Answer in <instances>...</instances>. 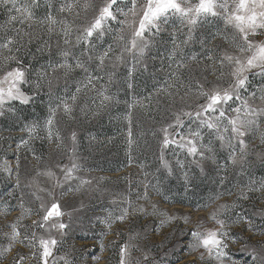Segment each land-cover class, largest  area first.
Returning <instances> with one entry per match:
<instances>
[{
    "label": "rangeland",
    "instance_id": "obj_1",
    "mask_svg": "<svg viewBox=\"0 0 264 264\" xmlns=\"http://www.w3.org/2000/svg\"><path fill=\"white\" fill-rule=\"evenodd\" d=\"M24 2L31 0H17L18 6ZM104 2L38 0L31 9L33 19L24 24L10 21L16 13L0 6V79L21 68L28 81L21 90L30 97L28 103L7 99L0 106V264H43L40 237L57 241L48 264H264V115L252 117L256 123L242 137L243 160L236 140L235 153L221 147L215 134L200 123L206 117L194 115L205 103L198 85L205 90L228 85L229 68L222 69L220 60L225 53L240 55L238 34L222 18L209 17L173 57L176 44L188 39V27L178 17H170L159 32L145 33L149 45L143 57L125 53L123 62L116 63L135 26L120 21L135 20L138 25L146 0H136L135 16L129 12L131 0H117L113 5L117 20L107 22L103 37L94 34L89 44L77 43ZM69 4L71 11L60 10ZM117 8L121 11L116 12ZM49 17L56 23H50ZM65 26L71 29L67 45ZM9 38L14 41L11 51L2 47ZM250 39L264 41V35ZM110 46L112 59L97 67L95 57ZM65 49L72 53L69 63L74 66L79 59L88 74L100 79L84 87L82 69L73 68L65 75L66 69L57 67ZM177 64L184 66L177 68ZM44 73L47 76L41 79ZM248 76L241 97L264 109V100L259 99L264 75ZM101 93L114 100L101 106ZM62 101L72 107L71 117L59 108L49 138L45 122L50 109ZM229 104L238 107L240 101ZM227 114L235 115L230 108ZM177 116L183 126L168 128L176 124ZM33 125L37 127L29 133ZM164 128L175 141L167 147L162 143ZM198 128L202 144H210L213 153L201 150L206 156L214 155L215 162L189 155L179 146L184 143L180 135ZM230 154L236 155L235 165ZM74 163L76 178L65 181V172ZM54 200L63 213L54 221L66 227L36 226L33 222L41 221ZM125 210V219H117ZM217 220L225 222L228 233L224 238L227 255L220 260L202 246L194 247L197 242L192 235L218 229ZM12 224L21 236L6 251Z\"/></svg>",
    "mask_w": 264,
    "mask_h": 264
},
{
    "label": "snow or ice",
    "instance_id": "obj_2",
    "mask_svg": "<svg viewBox=\"0 0 264 264\" xmlns=\"http://www.w3.org/2000/svg\"><path fill=\"white\" fill-rule=\"evenodd\" d=\"M38 0H31V3L24 2L19 4L17 0H0V6L8 8L10 11H14L16 14L9 17L10 21H19V23L24 24L25 22L33 19V13L31 9L36 6ZM117 4V0H105V2L99 7L97 15L94 17L93 22H91L83 31V35L77 37V43L84 42L89 44L90 38L94 34H97L98 38L103 37L105 27L107 22L117 20V16L114 14L113 5ZM73 5L69 4L67 9L62 7L60 10L71 11ZM116 12L121 11L119 8L115 9ZM129 12L133 16L136 15V0H131V7ZM78 14V13H77ZM125 17L128 13H123ZM170 17H178L181 24L188 27V39L177 43L173 49L171 55L174 57L177 50H182L181 45H186L188 40L192 38V32L195 28L202 23L205 19L209 17H220L223 19L226 26H230L238 34L240 43L237 44V51L240 55H233L225 53L220 60L221 68L228 66L230 76V81L226 87L220 85H214L210 90H205L203 85H198V91L201 96L204 97L205 103L199 105L200 110L195 112V117L200 119L201 117H206L200 119V123L207 128L210 132L215 134V139L220 141L221 147H227L232 149L235 153V145L233 140L241 146L240 159H245L243 155V148L246 147L244 137L249 129V127L256 123L252 117H258L264 115V109H258L249 104L248 99H243L241 97V91L247 86L249 80V73L256 72L257 74L264 75V41H257L250 39V37H255L257 35H264V0H197V2H192V0H146V3L142 6V15L139 19L138 25L135 20L129 23L127 19L120 21L121 24H128L133 27L131 39L123 46V51L115 57V62H123L124 54H132L134 58L143 57L145 49L149 45V40L146 39L145 33L159 32L161 30V25L166 23ZM50 23H56L54 18H48ZM51 31V29H49ZM71 29L70 26H65L64 28V43L70 44L71 41L68 39ZM27 34V33H26ZM118 39L123 40L124 37L120 36ZM235 40V37H234ZM14 43L12 38H9L6 43L2 45L3 48H9V45ZM19 49H17L18 51ZM9 51L11 49L9 48ZM111 46L109 49L103 51L101 54L95 57L98 61L97 67H103L106 60L112 59L111 57ZM60 55L64 57L63 62L57 65L58 68L66 69L65 75L73 68L82 69L86 74V81L84 87H88L92 83L93 79L99 80L100 77H93L89 73V69L85 66V63L77 59L75 64L68 62V57L72 55L71 51L65 49L61 51ZM10 59H15V57H10ZM91 60L92 57L89 56ZM113 63V67L116 66ZM182 64H177V68L183 67ZM55 71V69H53ZM175 76L176 73H173ZM221 75H224L223 71ZM47 73L42 74L41 79H44ZM28 81L25 77V71L17 67L6 73L3 79H0V106H2L7 99H17L22 103H28L30 97L25 95L21 90V85L26 84ZM47 83L51 85V80ZM7 85V88L3 85ZM131 87V85H129ZM39 88V84H37ZM81 91L80 87L76 88V93ZM103 99L101 100V106H106L105 102L111 103L114 97L101 93ZM256 94L253 93V96ZM259 99L264 100V91L261 92ZM71 100L75 102L76 95L71 97ZM240 101V106L232 107L230 101ZM227 106V107H226ZM63 108L65 114L71 117L73 111L72 107L67 103V101H62L60 105H57L50 109V115L45 122V127L48 131V137L52 136V125L55 119L56 112L59 108ZM231 110L235 115H228L227 109ZM215 113L216 115H210ZM3 112H0L2 115ZM184 115L189 117L193 116V113L186 112ZM226 122V123H225ZM176 125H180L182 122L180 116L176 117V124L169 125L168 128H174ZM36 125H33L28 129L29 133H32L36 129ZM168 128L162 129L163 136V146L167 147L169 144L175 143L174 140L169 139ZM231 135H225L229 134ZM58 135V134H57ZM130 135V133H129ZM177 135H179L177 133ZM59 138V137H58ZM204 137L202 132L198 129L190 130L187 136L180 135V140L184 141L179 146L186 148L189 155L199 156L201 160L211 159L214 161V155H205V149L208 153H213L212 146L203 145ZM71 140L75 145L76 134L73 133ZM25 144L27 141L24 142ZM131 143V141H130ZM75 152V147L72 149ZM229 159L233 165L237 163L236 155L230 154ZM167 167V165H165ZM78 168V165L73 164L72 168L67 169L64 175V180L75 179L73 176V171ZM63 170V169H62ZM203 171V168H201ZM81 183H90V181H81ZM264 187V185H261ZM251 190V189H250ZM51 195V193H49ZM242 198H247L242 193ZM21 209L27 213L29 210L24 208L23 203L20 205ZM44 208V205H41ZM155 207V206H154ZM224 207V206H222ZM63 213L60 210L59 203L53 201L51 205L45 208V214L42 216L41 221H34L33 223L40 228H45L46 226L59 227L63 229L66 227L63 223H58L54 221V218L60 217ZM127 215V210H125L124 215L117 217V219L123 221ZM213 219H216L215 214H213ZM239 220H243V217H238ZM49 221H54V223L49 224ZM219 228L216 230H208L204 233L194 232L192 235L194 240L197 242L194 247H203L206 249L207 253L211 256L214 254L217 260L221 257L227 255L224 251L227 248L225 243V237L228 233L225 231V222L223 220H217ZM111 227V224L108 225ZM12 233L8 236L10 241L6 251H10L12 247V242L17 241L21 236L20 231L16 224L10 225ZM5 235H8L7 233ZM32 239H35V233H33ZM57 241L52 238L40 237L39 248L42 250L40 258L43 264H48L47 258L52 255L51 249L56 245ZM122 249V252L125 251ZM123 264V262H121Z\"/></svg>",
    "mask_w": 264,
    "mask_h": 264
}]
</instances>
